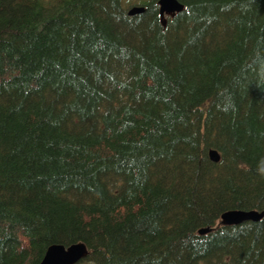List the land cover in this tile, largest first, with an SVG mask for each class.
I'll return each mask as SVG.
<instances>
[{"label":"trees","instance_id":"obj_1","mask_svg":"<svg viewBox=\"0 0 264 264\" xmlns=\"http://www.w3.org/2000/svg\"><path fill=\"white\" fill-rule=\"evenodd\" d=\"M181 1L0 0V264H264V0Z\"/></svg>","mask_w":264,"mask_h":264},{"label":"water","instance_id":"obj_2","mask_svg":"<svg viewBox=\"0 0 264 264\" xmlns=\"http://www.w3.org/2000/svg\"><path fill=\"white\" fill-rule=\"evenodd\" d=\"M161 24L165 26L167 16H173L184 8L181 0H156ZM145 5H131L127 8L128 14H135L144 11ZM208 155L211 160L217 161L220 158L219 151L210 147ZM264 214V209L257 208H228L219 215L222 224H238L245 220H258ZM213 226L206 225L197 229L198 233H205L211 230ZM88 252L84 241L79 240L69 244L59 242L51 243L47 246L42 255L39 264H74L83 258Z\"/></svg>","mask_w":264,"mask_h":264},{"label":"rangeland","instance_id":"obj_3","mask_svg":"<svg viewBox=\"0 0 264 264\" xmlns=\"http://www.w3.org/2000/svg\"><path fill=\"white\" fill-rule=\"evenodd\" d=\"M131 1H134V0H130V2H131ZM132 5H134V3H133ZM137 5H142V4H137ZM128 6L130 7L131 5H128ZM83 264H88V263H85V262H84Z\"/></svg>","mask_w":264,"mask_h":264}]
</instances>
